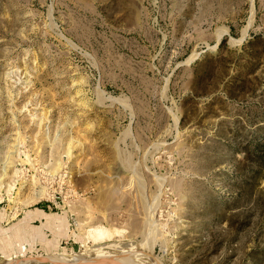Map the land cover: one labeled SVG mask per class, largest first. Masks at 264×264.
<instances>
[{
	"label": "rangeland",
	"instance_id": "1",
	"mask_svg": "<svg viewBox=\"0 0 264 264\" xmlns=\"http://www.w3.org/2000/svg\"><path fill=\"white\" fill-rule=\"evenodd\" d=\"M97 253L264 264V0H0V264Z\"/></svg>",
	"mask_w": 264,
	"mask_h": 264
},
{
	"label": "bare ground",
	"instance_id": "2",
	"mask_svg": "<svg viewBox=\"0 0 264 264\" xmlns=\"http://www.w3.org/2000/svg\"><path fill=\"white\" fill-rule=\"evenodd\" d=\"M100 235L101 232H100ZM103 236V235H102ZM124 252V251H123ZM92 255V254H91ZM109 257H115L117 259H115V263H123V264H138L136 262L138 261H133V258L132 257H125L124 253H120L118 255H109L107 253H97L95 255H92L91 257L89 258H83V257H80V255L76 254V255H73V256H66V255H63V254H57V255H53V256H49V260L50 261H53L55 262L56 264H64V263H80V262H86V261H89V260H93V259H108ZM39 258V259H38ZM37 259H30V260H14V259H11L9 261L6 260V262L4 264H33V263H37V262H41L43 261L40 257H38ZM119 258H124L123 260L122 259H119ZM141 264V263H139Z\"/></svg>",
	"mask_w": 264,
	"mask_h": 264
},
{
	"label": "water",
	"instance_id": "3",
	"mask_svg": "<svg viewBox=\"0 0 264 264\" xmlns=\"http://www.w3.org/2000/svg\"><path fill=\"white\" fill-rule=\"evenodd\" d=\"M43 261L48 262L50 264H56L53 261H50L47 257H40ZM115 257H109L108 259H93L86 262L80 263H64V264H114Z\"/></svg>",
	"mask_w": 264,
	"mask_h": 264
}]
</instances>
